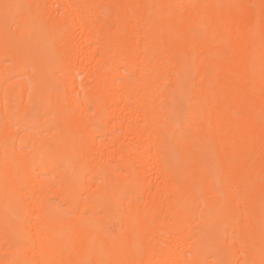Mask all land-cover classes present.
Listing matches in <instances>:
<instances>
[{"label":"bare ground","instance_id":"6f19581e","mask_svg":"<svg viewBox=\"0 0 264 264\" xmlns=\"http://www.w3.org/2000/svg\"><path fill=\"white\" fill-rule=\"evenodd\" d=\"M0 264H264V0H0Z\"/></svg>","mask_w":264,"mask_h":264}]
</instances>
